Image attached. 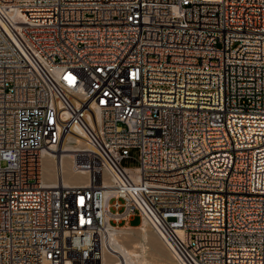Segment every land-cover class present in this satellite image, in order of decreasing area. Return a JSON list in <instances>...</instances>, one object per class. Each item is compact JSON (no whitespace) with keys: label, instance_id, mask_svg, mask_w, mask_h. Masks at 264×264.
Returning <instances> with one entry per match:
<instances>
[{"label":"built area","instance_id":"2783aa9c","mask_svg":"<svg viewBox=\"0 0 264 264\" xmlns=\"http://www.w3.org/2000/svg\"><path fill=\"white\" fill-rule=\"evenodd\" d=\"M136 214L264 264V0H0V264H135L103 240Z\"/></svg>","mask_w":264,"mask_h":264},{"label":"bare ground","instance_id":"6f19581e","mask_svg":"<svg viewBox=\"0 0 264 264\" xmlns=\"http://www.w3.org/2000/svg\"><path fill=\"white\" fill-rule=\"evenodd\" d=\"M71 138L78 139L79 142H83V138L79 136L66 135L64 137L62 143V150L58 153L59 154L58 156H61L63 158V181L65 184L75 181V179H73L72 177V173L70 172V170L68 172V169L66 168V164L67 162H70V157L72 156L73 150L76 148V145L72 143ZM45 163L46 165H44V174L46 175L47 178L49 177L51 179V181L48 180L49 183L52 185H55L57 183L61 184L62 179L60 177L61 174L60 170H58L59 178L57 180L56 162L54 158V153L53 154L49 153V155H46ZM148 225L150 224L147 221H144L142 225L134 226L132 228L115 227L103 240V244L105 246L104 247L105 262L111 263V260H113L114 262H119L120 259L121 260L125 259L127 263L153 264L148 258H146V254H145V251L147 249L146 248L147 241L148 240L151 241L156 238L154 235H152V233H150V230L148 229L149 227ZM128 229H137V230L140 229L141 238L140 239L135 238L133 234L130 235L131 231H129ZM125 240L131 241V247L125 244ZM113 255L118 256V258L112 259ZM173 259L174 262L166 260L161 264H175L177 262L175 256Z\"/></svg>","mask_w":264,"mask_h":264},{"label":"rangeland","instance_id":"374dc122","mask_svg":"<svg viewBox=\"0 0 264 264\" xmlns=\"http://www.w3.org/2000/svg\"><path fill=\"white\" fill-rule=\"evenodd\" d=\"M48 162V161H47ZM46 162V163H47ZM45 163V165H46ZM127 164L129 165H134L135 162L134 161H129ZM69 162H67L66 164V168L68 169V172H69ZM69 174V173H68ZM46 176V175H45ZM73 179L75 180H79L80 177L77 176V175H72ZM77 179H76V178ZM47 181H51V179L48 177H46ZM48 181V182H49ZM141 222V216L139 214H136L134 215L131 220H130V223L132 226H138ZM149 226V227H148ZM148 229L150 230V233H152V235H154L156 238L154 240H148L147 243H146V251H145V254H146V258H148L151 263H158V264H161L162 262L164 261H173L174 262V256L172 254V252L169 250V248L167 247V245L162 241V239L159 237V235L154 231V229L148 225ZM129 231H131L130 235L133 234L135 236V238H141L140 236V229H128ZM125 244L127 246H130L131 247V241H126L125 240ZM140 249V248H139ZM114 258V255L112 257V259ZM153 260V261H152ZM156 261V262H154ZM160 263H159V262Z\"/></svg>","mask_w":264,"mask_h":264}]
</instances>
